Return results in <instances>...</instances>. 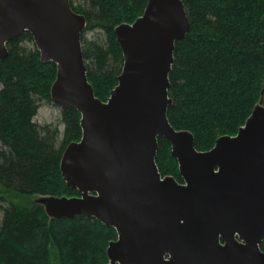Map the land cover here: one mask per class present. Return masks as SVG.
<instances>
[{
  "label": "water",
  "instance_id": "obj_1",
  "mask_svg": "<svg viewBox=\"0 0 264 264\" xmlns=\"http://www.w3.org/2000/svg\"><path fill=\"white\" fill-rule=\"evenodd\" d=\"M85 27L69 0H0V63L7 44L29 33L41 63L56 66L52 103L80 115L81 137L59 164L78 195L39 200L46 215L113 229L108 264H264L262 100L234 136L197 151L193 135L167 119L175 42L189 31L182 1L148 0L133 23L114 29L123 65L106 101L87 78ZM159 138L182 183L159 173Z\"/></svg>",
  "mask_w": 264,
  "mask_h": 264
},
{
  "label": "trees",
  "instance_id": "obj_2",
  "mask_svg": "<svg viewBox=\"0 0 264 264\" xmlns=\"http://www.w3.org/2000/svg\"><path fill=\"white\" fill-rule=\"evenodd\" d=\"M147 1L69 0L86 19L82 55L101 101L117 85L123 65L114 29L133 23ZM181 1L189 31L175 42L167 119L175 130L193 135L197 151H207L219 137L234 136L261 100L264 106V0ZM7 50L0 63V264H108L113 229L86 217L51 219L41 204L23 207L14 199L78 195L66 187L59 164L66 146L80 139L81 128L74 109L58 107L61 132L58 125L34 121L42 104H53L56 66L41 63L27 32ZM170 152L159 138L158 171L181 181Z\"/></svg>",
  "mask_w": 264,
  "mask_h": 264
},
{
  "label": "rangeland",
  "instance_id": "obj_3",
  "mask_svg": "<svg viewBox=\"0 0 264 264\" xmlns=\"http://www.w3.org/2000/svg\"><path fill=\"white\" fill-rule=\"evenodd\" d=\"M60 110L58 107L54 106L53 104H42L38 109L37 115L34 117V121L38 124L46 125L52 123L54 125H58V129L61 132L63 127L59 124L60 119ZM45 197L38 196V195H25L14 197L15 201L23 206V207H30L39 204V200Z\"/></svg>",
  "mask_w": 264,
  "mask_h": 264
},
{
  "label": "flooded vegetation",
  "instance_id": "obj_4",
  "mask_svg": "<svg viewBox=\"0 0 264 264\" xmlns=\"http://www.w3.org/2000/svg\"><path fill=\"white\" fill-rule=\"evenodd\" d=\"M181 183H182V181H181Z\"/></svg>",
  "mask_w": 264,
  "mask_h": 264
}]
</instances>
